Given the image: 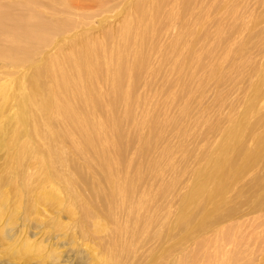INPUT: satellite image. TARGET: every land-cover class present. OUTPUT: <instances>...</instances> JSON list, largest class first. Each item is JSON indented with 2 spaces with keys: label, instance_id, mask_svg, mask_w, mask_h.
<instances>
[{
  "label": "rangeland",
  "instance_id": "rangeland-1",
  "mask_svg": "<svg viewBox=\"0 0 264 264\" xmlns=\"http://www.w3.org/2000/svg\"><path fill=\"white\" fill-rule=\"evenodd\" d=\"M0 264H264V0H0Z\"/></svg>",
  "mask_w": 264,
  "mask_h": 264
},
{
  "label": "bare ground",
  "instance_id": "bare-ground-1",
  "mask_svg": "<svg viewBox=\"0 0 264 264\" xmlns=\"http://www.w3.org/2000/svg\"><path fill=\"white\" fill-rule=\"evenodd\" d=\"M42 27L43 24L40 22H36L35 24L32 23L31 25L27 26V27H23L20 29V38H26L29 37V44L30 45H34V44H39L41 39L39 40V38L42 36ZM20 39H17V41ZM34 42V43H31ZM26 48L24 49H17L16 51L20 54H26ZM233 163V162H232ZM230 163V164H232ZM127 226V225H126ZM133 225H131L132 227ZM119 227V226H118ZM117 227V228H118ZM116 228V227H115ZM114 229V228H113ZM120 229V228H119ZM118 230V229H117ZM115 231V230H114ZM119 231V230H118ZM134 231V230H133ZM130 232V231H129Z\"/></svg>",
  "mask_w": 264,
  "mask_h": 264
}]
</instances>
